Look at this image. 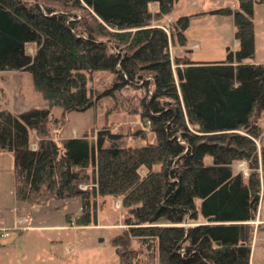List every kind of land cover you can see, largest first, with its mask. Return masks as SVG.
I'll return each mask as SVG.
<instances>
[{
    "label": "trees",
    "instance_id": "16d2710c",
    "mask_svg": "<svg viewBox=\"0 0 264 264\" xmlns=\"http://www.w3.org/2000/svg\"><path fill=\"white\" fill-rule=\"evenodd\" d=\"M153 1L172 2L0 0V69L27 70L48 104L61 107V118L47 107L0 109V151L13 157L14 197L34 204L78 196L73 221L83 225L95 221L96 195L120 196L126 225L110 238L117 264H249L260 184L264 192V144L257 146L264 61L246 60L254 54L253 5L264 0L216 9L232 13L237 48L220 60L175 59L174 69L168 38L183 44L189 17L165 29L152 24L160 16L148 9ZM97 69L112 77L93 90L88 73ZM131 84L144 89L137 112L152 141L120 145L107 128L93 139L52 137L51 125L66 112ZM241 160L245 175L233 168ZM83 179L89 189L75 186ZM198 214L203 220L183 223Z\"/></svg>",
    "mask_w": 264,
    "mask_h": 264
},
{
    "label": "rangeland",
    "instance_id": "374dc122",
    "mask_svg": "<svg viewBox=\"0 0 264 264\" xmlns=\"http://www.w3.org/2000/svg\"><path fill=\"white\" fill-rule=\"evenodd\" d=\"M235 6L236 0H172L169 3H149L148 9L152 14L160 13L156 18L152 15V24L167 27L169 21L179 15L189 17L183 30L184 43L178 44L171 35L168 38L172 68L174 69L175 59L220 60L226 56L227 49L235 50L238 42L234 37L232 13L216 11L221 7L233 9ZM252 21L253 59L264 60V2L254 3ZM111 77L109 71L97 69L88 73L87 85L93 90L103 89L109 86ZM142 95L143 87L131 84L116 90L112 96H101L94 107L68 111L63 120L51 125L52 137L58 139L86 133L88 139H93L98 129L107 128L110 132L119 133L115 142L120 145H139L152 141V133L146 130L137 112ZM110 105H114L115 109L105 113ZM30 107H47L52 116L61 118V107L48 104L35 89L27 70L0 69V109L19 112ZM131 108L135 111L128 110ZM260 121L264 122L263 116ZM141 129L145 131L144 137L141 136ZM262 133L257 146L259 143L264 144V130ZM30 139L31 144H35L32 131ZM107 144L105 141L104 145ZM205 159L209 160V157L206 156ZM233 168L241 172L247 171L244 160L234 162ZM12 169L11 152L0 151V198L4 187L5 203L8 184L10 188V208L3 209L0 225V264H117L115 247L110 238L126 225L123 223L126 210L121 206L120 196L96 195L95 221L77 225L73 220L80 211L78 196L50 198L34 204L18 201L13 194ZM144 172L145 168L141 166L140 175ZM74 183L79 189H89L91 186L88 179ZM261 211L264 214V203ZM201 220L203 218L198 214L194 221L186 219L183 223L193 224ZM250 259L252 264H264V222L258 230L253 231Z\"/></svg>",
    "mask_w": 264,
    "mask_h": 264
},
{
    "label": "crops",
    "instance_id": "0c3cea01",
    "mask_svg": "<svg viewBox=\"0 0 264 264\" xmlns=\"http://www.w3.org/2000/svg\"><path fill=\"white\" fill-rule=\"evenodd\" d=\"M253 56H254V54H253ZM253 56H252V58H250V59H248L246 61H248V62H261V61H264V60L253 59ZM260 139H261V137H260ZM260 144H263V143H260ZM243 175H245V174H243ZM2 189H3L2 190V198H0V225L2 223V218H3V209L4 208L9 209L10 208V188H9V184L7 186V192H6V194H7L6 195V203H5L4 187H2ZM0 194H1V190H0ZM262 203H264V192L262 191V186L260 184L259 192H258V195H257V201H256V205H255L256 206L255 216H254V219L251 220V223L253 225V231L258 230L260 224L262 222H264V214L261 211ZM252 236H253V232H252ZM251 240H252V238H251ZM250 247H251V243H250ZM249 264H252V260L250 259V256H249Z\"/></svg>",
    "mask_w": 264,
    "mask_h": 264
},
{
    "label": "built area",
    "instance_id": "2783aa9c",
    "mask_svg": "<svg viewBox=\"0 0 264 264\" xmlns=\"http://www.w3.org/2000/svg\"><path fill=\"white\" fill-rule=\"evenodd\" d=\"M162 27L165 29V27H164L163 25H162ZM262 128H263V130H264V122L262 123ZM31 145H32V147H35V144H34V143H32ZM242 173H243V174H246V172H243V171H242ZM23 219H24V218H22V219L20 218V220H23Z\"/></svg>",
    "mask_w": 264,
    "mask_h": 264
},
{
    "label": "water",
    "instance_id": "95a60500",
    "mask_svg": "<svg viewBox=\"0 0 264 264\" xmlns=\"http://www.w3.org/2000/svg\"><path fill=\"white\" fill-rule=\"evenodd\" d=\"M211 217H207V220H209Z\"/></svg>",
    "mask_w": 264,
    "mask_h": 264
}]
</instances>
